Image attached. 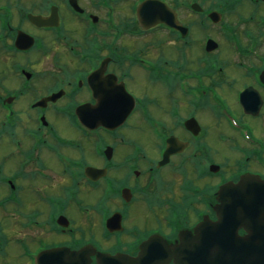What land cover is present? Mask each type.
<instances>
[{"label":"flooded vegetation","instance_id":"obj_1","mask_svg":"<svg viewBox=\"0 0 264 264\" xmlns=\"http://www.w3.org/2000/svg\"><path fill=\"white\" fill-rule=\"evenodd\" d=\"M246 176L264 0H0V264H176Z\"/></svg>","mask_w":264,"mask_h":264},{"label":"water","instance_id":"obj_2","mask_svg":"<svg viewBox=\"0 0 264 264\" xmlns=\"http://www.w3.org/2000/svg\"><path fill=\"white\" fill-rule=\"evenodd\" d=\"M219 194L224 199H217V221L204 220L194 237L181 234V243L170 248V256L180 257L176 264H264V181L246 176L238 184L222 186ZM240 230L246 235L240 236ZM76 255L77 261L85 260L84 251ZM39 264H45V253Z\"/></svg>","mask_w":264,"mask_h":264}]
</instances>
